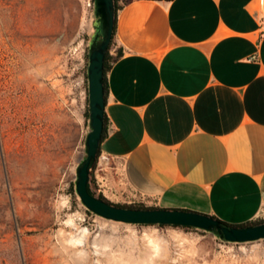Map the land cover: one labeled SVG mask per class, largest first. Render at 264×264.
<instances>
[{
  "label": "crops",
  "instance_id": "1",
  "mask_svg": "<svg viewBox=\"0 0 264 264\" xmlns=\"http://www.w3.org/2000/svg\"><path fill=\"white\" fill-rule=\"evenodd\" d=\"M115 42L105 191L264 220V0H129Z\"/></svg>",
  "mask_w": 264,
  "mask_h": 264
},
{
  "label": "rangeland",
  "instance_id": "2",
  "mask_svg": "<svg viewBox=\"0 0 264 264\" xmlns=\"http://www.w3.org/2000/svg\"><path fill=\"white\" fill-rule=\"evenodd\" d=\"M95 21V0H0V264H264V240L118 223L74 194L90 132ZM23 122L39 150L22 165L14 127ZM96 172L98 194L144 205L113 197Z\"/></svg>",
  "mask_w": 264,
  "mask_h": 264
},
{
  "label": "water",
  "instance_id": "3",
  "mask_svg": "<svg viewBox=\"0 0 264 264\" xmlns=\"http://www.w3.org/2000/svg\"><path fill=\"white\" fill-rule=\"evenodd\" d=\"M95 33L89 49L90 132L86 138V156L77 168L76 192L82 204L96 216L130 225L189 227L212 233L228 243L264 240V223L234 227L213 216L187 210L161 208L133 209L117 206L98 197L91 185V171L101 146L106 115L105 58L113 39L116 8L114 0H95Z\"/></svg>",
  "mask_w": 264,
  "mask_h": 264
},
{
  "label": "trees",
  "instance_id": "4",
  "mask_svg": "<svg viewBox=\"0 0 264 264\" xmlns=\"http://www.w3.org/2000/svg\"><path fill=\"white\" fill-rule=\"evenodd\" d=\"M114 1H115V8H116L114 34H113V39H112V41L110 43V46L108 48V51H107V54H106V58H105V92H106V99H107V94H108L107 73L110 70L112 64L115 63L116 61H118L124 55L123 48H118L117 47V43L115 42V37H116V32H117V23H118V13H119L120 10L123 9L124 5L127 4V2L129 0H114ZM108 135H109V118H108V116L106 114L105 115L104 132H103L102 142L108 137ZM102 142H101V144H102ZM100 155H101V146H100L99 151H98L97 161H96V163H95V165H94V167L92 168V171H91V185H92V189L94 190L95 194L98 197L104 199L107 202H110L103 195L98 194L97 191L93 187L94 171L96 169V165H97V162H98V159H99ZM73 192H74L75 195H77L76 185L73 186ZM110 203H112V202H110ZM112 204H114V203H112ZM115 205L122 206V207H127V208H133V209H152V207H146L145 205H121V204H115ZM88 212L90 214L94 215L89 210H88ZM262 223H264V220L249 222L247 224H242V225H233V224H228V223H226V224H228L230 226H234V227H247V226H253V225H258V224H262ZM184 228H189V227H184Z\"/></svg>",
  "mask_w": 264,
  "mask_h": 264
},
{
  "label": "bare ground",
  "instance_id": "5",
  "mask_svg": "<svg viewBox=\"0 0 264 264\" xmlns=\"http://www.w3.org/2000/svg\"><path fill=\"white\" fill-rule=\"evenodd\" d=\"M27 127H28V123L26 122H23L22 125L20 124L17 127H14V131L19 129V131L15 132L14 137L20 140L19 149L21 147L22 152L19 153L20 159L19 158L18 159L19 161H21L22 165H23V162L27 163L29 161L35 160V156H37V152L39 150V143H38L39 141L37 140V137H36L37 135L31 130H27L26 132H23ZM42 154L43 153H41V155Z\"/></svg>",
  "mask_w": 264,
  "mask_h": 264
},
{
  "label": "built area",
  "instance_id": "6",
  "mask_svg": "<svg viewBox=\"0 0 264 264\" xmlns=\"http://www.w3.org/2000/svg\"><path fill=\"white\" fill-rule=\"evenodd\" d=\"M109 161L110 160L108 156L101 154L96 165V171L105 170V167L108 166Z\"/></svg>",
  "mask_w": 264,
  "mask_h": 264
}]
</instances>
